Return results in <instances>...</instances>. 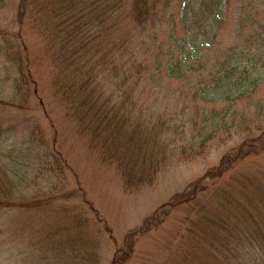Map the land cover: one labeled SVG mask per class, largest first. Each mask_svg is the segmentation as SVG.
<instances>
[{
  "label": "rangeland",
  "instance_id": "1",
  "mask_svg": "<svg viewBox=\"0 0 264 264\" xmlns=\"http://www.w3.org/2000/svg\"><path fill=\"white\" fill-rule=\"evenodd\" d=\"M185 2L174 0L169 11L172 38L160 33L174 42L169 58L176 62L190 59L193 48L190 29L181 23ZM18 3H0V101L15 98L11 80L21 77L11 48L4 49L19 28ZM214 13L208 35L193 38L192 46L207 48L209 68L227 57V48L242 51L240 75L250 79L254 102L264 100V0H221ZM121 27L129 34L133 29ZM38 71L41 87L27 109L0 102V195L31 202L29 208L0 206V264H264V248L256 243L264 237V137L239 152L247 135L258 131L222 128L199 154L182 151L195 130L168 120L180 124L196 115L190 91L166 76L158 93L144 79H132L136 90L126 84L119 98L133 122L125 126L127 137L135 136L140 159L154 156L160 166L152 185L128 192L114 165L89 148L77 123L50 96L46 64ZM27 88L33 92L31 83ZM226 96L225 88L212 90L208 109L233 106L221 104ZM244 105L240 100L232 108L242 112ZM184 130L185 137L177 135ZM219 223L231 233L211 230Z\"/></svg>",
  "mask_w": 264,
  "mask_h": 264
},
{
  "label": "trees",
  "instance_id": "2",
  "mask_svg": "<svg viewBox=\"0 0 264 264\" xmlns=\"http://www.w3.org/2000/svg\"><path fill=\"white\" fill-rule=\"evenodd\" d=\"M183 1L186 5L181 23L186 30L190 29V46L193 48L190 59L183 57L176 62L169 58L174 42H166L160 35L163 32L173 36L169 11L174 0H19V28L12 33L13 41H5L4 46H7L3 47L8 51L11 48L9 54L14 57L21 77L11 80L15 98L0 102L27 109L30 98L37 95L41 87L38 69L46 64L50 73L47 89L50 96L64 109V117L77 123L78 132L88 138L89 148L99 154L104 163L114 165L128 192L152 185L160 166L154 156L140 159L135 136L127 137L125 126H131L133 122L121 107L119 98L132 79L136 82L144 79L143 82L158 93L163 89L160 80L166 76L180 81L190 91V106L197 108L196 115L185 116L180 124L177 118L168 120L180 129H185L189 123L195 130L187 136L188 143L185 144L189 146L182 151L199 154L222 128L231 126L236 133L244 131L247 134L258 131L257 136L247 135L239 149L241 153L245 145L264 137V100L254 102L250 79L240 75L242 51L227 48V57L209 68L207 48L198 50L196 45L192 46L193 38L196 41L198 37L208 35L206 29L216 22L214 11L221 0ZM122 24L132 26L130 34L123 31ZM34 42H37L38 50L31 47ZM184 46H181L182 50H185ZM29 83L32 93L27 88ZM136 87L129 85L132 92ZM216 88H225L227 96L222 105L227 102L234 105L222 107L223 110H209V103L213 101L209 97ZM42 100L40 98L39 102L44 105ZM240 100L245 102L242 112L232 108ZM237 116L240 117L238 121ZM176 133L181 138L186 135L185 130ZM10 167L16 172V165L10 164ZM215 174L207 175L213 177ZM186 199L190 200V195ZM0 206L29 208L31 202L12 201L1 196ZM250 214L255 215L253 211ZM216 228L230 232L222 223L211 230ZM227 237H223V245L230 244ZM256 241L264 248V237ZM216 243L215 240L209 245L214 247Z\"/></svg>",
  "mask_w": 264,
  "mask_h": 264
}]
</instances>
